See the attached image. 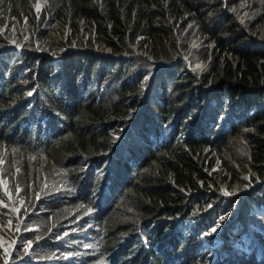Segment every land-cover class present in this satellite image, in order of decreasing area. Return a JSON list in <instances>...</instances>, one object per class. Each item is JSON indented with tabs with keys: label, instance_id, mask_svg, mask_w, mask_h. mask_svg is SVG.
I'll return each instance as SVG.
<instances>
[{
	"label": "trees",
	"instance_id": "trees-1",
	"mask_svg": "<svg viewBox=\"0 0 264 264\" xmlns=\"http://www.w3.org/2000/svg\"><path fill=\"white\" fill-rule=\"evenodd\" d=\"M36 2L0 0V27L23 23L21 35L34 38L63 22L92 33L64 55L63 71L59 60L24 45L29 74L17 80L18 65L0 56V148L28 152L32 164L36 158L45 166L38 180L45 171L52 176L45 199L63 196L36 221L48 228L84 216V227L97 214L88 264H206L175 219L194 215L210 192L218 212L264 200V0H46L39 18ZM104 45L109 55L95 50ZM188 60L195 73L179 77ZM103 79L109 83L101 91ZM26 83L39 95L35 109L15 101L25 97ZM241 110L258 111L227 140L223 132L215 138L219 116L227 114L225 124ZM130 125L136 147L131 129L123 143L115 140ZM183 131L190 138L175 144ZM144 139L159 142L149 158ZM7 160L8 173L19 166L26 192L31 165L21 180L23 160ZM96 163L110 182L95 200L90 195L104 183ZM236 182L252 187L247 197L233 191ZM27 196L38 202L34 187ZM259 238L264 245V232ZM232 253L231 264H264V257Z\"/></svg>",
	"mask_w": 264,
	"mask_h": 264
},
{
	"label": "clouds",
	"instance_id": "clouds-1",
	"mask_svg": "<svg viewBox=\"0 0 264 264\" xmlns=\"http://www.w3.org/2000/svg\"><path fill=\"white\" fill-rule=\"evenodd\" d=\"M39 2L37 0L34 8ZM45 4L46 0H43L42 9L39 12L35 9L38 18L43 12ZM47 29L48 32L45 35L34 38H31L30 33H25L22 36L24 40L20 41L19 45L4 42L0 46V56H7L14 65H18L20 74L17 80H21L29 74L28 66L30 63L26 61L29 56L23 49L24 45L32 49L37 48L35 49L37 52H31V54H38L44 57V59L45 57H51V59L59 60L60 63L55 61L54 64L58 69L63 71L64 66L61 65V62L63 61L64 55L70 51H77L81 46L86 45L87 40L92 35L91 31L83 26L71 28L70 25L63 22L52 23ZM95 50L105 55L111 53L110 49L105 45L102 49L97 46ZM45 51L49 52L50 56ZM185 64L186 66L182 69L179 77H186L187 72L195 73L196 68L190 60ZM96 71L103 74L100 68ZM98 79H100V75L97 76L96 80ZM94 83L95 81H90L88 86L90 88L96 86V83ZM100 83L102 85L101 91H104L109 80L107 79ZM61 85L64 86V82ZM141 85L144 89L148 87L144 85L143 81ZM112 86L114 87L116 84L114 83ZM203 89L206 93L215 92V88L203 87ZM25 92V97L16 98L15 101L27 100L29 106L35 109L39 102V95L36 94V88L31 89L28 87V83H26ZM99 96L102 98V94ZM259 109H262L264 113V104ZM258 110L249 111L248 113H244L241 110L238 116L233 117L232 121L225 124L222 122L227 117V114H221L219 116L221 123L216 125L217 133L214 134L215 138L223 132V141H225L238 129L247 127L249 125L247 122L250 120L249 116L255 114ZM159 119L162 120L163 118L159 117ZM254 120L255 118L253 116ZM24 123L33 124L30 122ZM43 123H46V120ZM133 125L136 128L140 125V122L136 121ZM135 128L132 125L126 127L115 140L123 143L128 137L127 133L131 129L132 138L129 141L136 147L138 142L134 143V137L136 135ZM190 136L191 134L188 131H183L175 138V144L177 142L187 141ZM160 137H166L165 141L171 139V136L167 132L162 133ZM158 146L159 142L153 143L145 140V151H150V154L147 156L148 158L156 153ZM7 163V158H4V163L1 166L3 171ZM19 170V166H16L15 172L11 175L7 174V176L11 179H19ZM94 172L104 180V183L90 195V197L96 200L108 188L110 177L108 176V172L104 175L102 174V169H100L98 163H96ZM41 176L34 186L35 197L38 202L31 203L25 192V187L19 182L15 185L14 192L16 189H19L23 197V202L21 203L23 205L19 207L20 211L14 212L11 209H6L0 214V264H88L93 248V237L90 227L94 226L97 214L89 213L90 222L84 227H82V223L84 222L82 218L84 216L72 222L70 218H67L60 224H52L48 228L42 227L41 221H36V217L39 214L43 216L47 214L50 211L48 207L51 206L52 201L59 198L63 199V196L56 195L51 196L50 199H45L51 195V193L46 194L44 191L51 183L52 176L49 175L48 171L43 172ZM241 177L249 180L246 172L242 173ZM253 187H256V185H253ZM251 189V186L245 187L240 182H236L233 191H241L240 194L247 197ZM224 192L227 195L233 193L230 189H225ZM262 198L264 199V194ZM39 200L41 201L39 202ZM27 201L33 208L30 212L25 208ZM195 209H197V212L194 215H179L175 221L180 225L179 230L184 233L182 234L183 239L197 241L196 248L193 246V251L196 252L197 258L200 255L202 258L199 259L203 260L206 264H231L228 258L232 257V252L245 251L248 254H255L258 259L264 257V245L260 242L259 238V234L264 232V200L260 201V205L258 206L242 200L234 208L229 209V207H226L218 212L213 200V194L210 192L202 205H198Z\"/></svg>",
	"mask_w": 264,
	"mask_h": 264
},
{
	"label": "rangeland",
	"instance_id": "rangeland-1",
	"mask_svg": "<svg viewBox=\"0 0 264 264\" xmlns=\"http://www.w3.org/2000/svg\"><path fill=\"white\" fill-rule=\"evenodd\" d=\"M40 2L38 5H36L35 9L36 11H40L42 9V2L43 0H39ZM27 29V25L23 23H15L14 25L12 23L7 24L3 27H0V41L2 43L9 42L10 44H17L19 45L20 41L24 40V37H22L21 33ZM37 49V48H33ZM48 56H50V53L45 51ZM14 150V151H13ZM13 150L10 148H0V214L4 212L6 209H11L12 211L19 212V207H21L23 204V197L21 196V192L19 189H16L14 192V187L17 183L20 182V179L13 178L7 176L8 173L7 170H4L1 168V166L4 163L3 158H14L17 160V157L23 160V169L20 172L21 180L23 179V176L26 174L28 166L31 165V170L33 171L34 177L33 179H30L31 184H28L26 192L29 194L31 193L33 187L36 185V182L38 180V175L40 170L45 167L40 162L37 161L36 158H34V162H28L26 160L30 159V155L28 152H23L22 154L17 150V147L13 148ZM27 156H24V155ZM53 159V157H51ZM18 161V160H17ZM45 189V187H43ZM41 195V193H40ZM29 212L33 210V208L29 205V202L27 201L26 207Z\"/></svg>",
	"mask_w": 264,
	"mask_h": 264
}]
</instances>
